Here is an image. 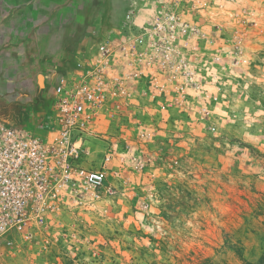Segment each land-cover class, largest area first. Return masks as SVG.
<instances>
[{
	"label": "rangeland",
	"instance_id": "obj_1",
	"mask_svg": "<svg viewBox=\"0 0 264 264\" xmlns=\"http://www.w3.org/2000/svg\"><path fill=\"white\" fill-rule=\"evenodd\" d=\"M160 1L180 3L197 27L189 52L211 96L149 109L146 141L131 127L101 125L84 163L99 168L117 145L120 171L111 165L109 178L120 202L66 214L64 227L32 240L11 232L0 240V264H260L264 0ZM142 2L0 0V118L39 130L51 114L49 82Z\"/></svg>",
	"mask_w": 264,
	"mask_h": 264
},
{
	"label": "built area",
	"instance_id": "obj_2",
	"mask_svg": "<svg viewBox=\"0 0 264 264\" xmlns=\"http://www.w3.org/2000/svg\"><path fill=\"white\" fill-rule=\"evenodd\" d=\"M142 1L124 13L119 31L49 82L51 114L39 130L0 118V240L11 232L32 240L62 225L66 214L120 202L109 178L111 165L120 171L117 145L106 150L99 168L84 163L86 143L101 138V125L131 127L146 141L154 134L149 109L183 106L201 92L211 96L189 52L197 27L184 18L180 3Z\"/></svg>",
	"mask_w": 264,
	"mask_h": 264
},
{
	"label": "trees",
	"instance_id": "obj_3",
	"mask_svg": "<svg viewBox=\"0 0 264 264\" xmlns=\"http://www.w3.org/2000/svg\"><path fill=\"white\" fill-rule=\"evenodd\" d=\"M112 125L115 126V125H118V124H112ZM259 263L260 264H264V255L260 258Z\"/></svg>",
	"mask_w": 264,
	"mask_h": 264
},
{
	"label": "crops",
	"instance_id": "obj_4",
	"mask_svg": "<svg viewBox=\"0 0 264 264\" xmlns=\"http://www.w3.org/2000/svg\"><path fill=\"white\" fill-rule=\"evenodd\" d=\"M7 121V120H6ZM8 122H10V121H8ZM11 123H13V122H11ZM13 124H15V123H13ZM16 125H18V124H16ZM20 126V125H19ZM23 127V126H22ZM30 128H35V127H30Z\"/></svg>",
	"mask_w": 264,
	"mask_h": 264
}]
</instances>
